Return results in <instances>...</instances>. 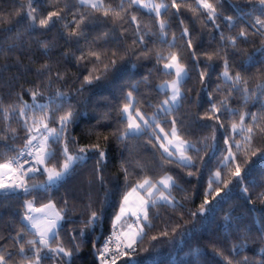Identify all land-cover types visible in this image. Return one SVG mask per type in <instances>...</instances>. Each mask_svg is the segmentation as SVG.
I'll return each instance as SVG.
<instances>
[{
	"label": "trees",
	"instance_id": "16d2710c",
	"mask_svg": "<svg viewBox=\"0 0 264 264\" xmlns=\"http://www.w3.org/2000/svg\"><path fill=\"white\" fill-rule=\"evenodd\" d=\"M166 2L171 4V0ZM209 2L216 4V0ZM104 3L106 7L123 4L128 9V0H104ZM185 4L198 7L195 0H185ZM27 6L28 0H0V14L6 17L0 23V49L4 50L0 52V135L7 136V139H0V163L24 146L28 133L24 128V119L20 117L22 102L17 96L22 95L23 102L31 105L33 101L29 90L35 85L40 86L42 93L36 103L47 105V108L29 109V124L33 118L40 120L47 113L52 118L49 126L59 128L58 117L66 110L67 104L57 92L65 93L69 97L68 103L75 106L78 113L71 128V135L78 143L69 145L70 153L94 143L98 130L101 138L103 135L110 137L109 159L104 165L103 183L97 179L93 155L84 162H76L74 170L58 184L47 185L46 174L41 167L26 181L28 186L44 183V188L29 189L28 192L19 188L6 194L0 191V251L7 256L11 253V262L29 264L28 258L34 256V250L25 243L28 250L20 253L19 244L15 243V239L22 243L34 238L39 241L35 231L23 221L25 203L30 200L33 205L39 206L51 202L58 211L63 209L61 215L65 217L58 229L59 239L52 241L51 247H56L57 243L66 247L79 244L80 250L71 258L70 264H98L93 253L94 239L98 233L102 237L110 229L123 198L143 180L157 182L169 174L176 181L170 195L175 203L156 200L155 205L151 202L147 205L148 219L145 220L144 215L141 219L143 231L135 250L120 255L116 264H227L225 257L235 262L244 256L249 257L251 264L264 260V202L258 198L260 193H264V159L259 158V152L255 157L251 154L252 151H264V132L260 131L264 129V119L258 121L251 149L247 153L243 150L248 147L243 142V135L247 133H233L231 127L233 122L239 124V117L244 113H257L258 117H264V96L257 90L256 97L245 100L236 93L228 98L227 104L228 108L236 110L235 115L224 110L216 114L220 116L219 122L201 119L211 103L219 106V101L227 96L228 88L221 77L225 58L229 60L230 74L242 72L249 79L250 89H256L257 83L264 81L261 75L264 72V35L258 31L259 25L256 24L258 18L264 21V5L260 4V0H219L215 22L208 19L206 10L202 8L193 12L185 6L180 9L179 15H173L176 9L169 8L161 17L169 22L167 34L163 37L160 36L155 14L133 5L125 19L130 21L132 15L137 16L140 32L145 34L146 47L132 43L133 39H138L136 24L114 22L112 17L106 18L102 11L97 12L78 0H33L32 7L36 9L37 16V25L33 28L27 26ZM61 9V18H54V26L47 29L38 26V20L46 17L48 12ZM81 17L84 18L81 26L83 35L70 36L69 33L76 27L75 21ZM185 27L190 37H182ZM242 29L247 32V38L239 35ZM173 34L176 36L175 47L169 48ZM230 37H235V46L230 43ZM189 38L194 49L187 47ZM42 43L48 45L47 51L41 47ZM13 44L15 47L9 50ZM125 48L132 51L123 55ZM90 49L107 53V58L98 65L100 70H103L104 63L113 59L111 53L116 50L120 52L115 57L118 63L105 78L86 85L78 93L83 76L93 64H78L76 58L82 52L87 55ZM193 50L197 53L195 58L191 56ZM217 50L220 57L209 61L206 54ZM181 51V62L188 71L182 81L184 99L172 115L159 113V118L164 126L175 118L180 137L194 145L189 151L195 163L192 169L165 163L161 159L163 149L152 135L151 128L138 137L124 141L111 136L113 131L122 127L117 110L123 106L129 91L137 101V108H142L148 116L166 98L167 91L158 86L171 79L173 72L171 75L164 74L162 64L165 61L158 63L155 53L162 52L168 56L170 52ZM145 52L147 56L142 55ZM121 55L123 59H120ZM91 59L94 61L95 57ZM45 63L52 69V83L48 87L45 85L49 74L37 75V69ZM206 68L209 75L202 82L200 72ZM56 72L64 78L56 79ZM133 85L136 87L133 88ZM218 86L220 90L216 91ZM104 113H108L109 118L98 125L97 121ZM221 123L224 127H220ZM251 123V115L246 116L245 126ZM213 126L216 129L214 140ZM12 129L16 131L15 136L11 135ZM226 138H231L230 145L236 157V161L227 166L223 163L229 148V144H225ZM62 143L63 138L61 144L53 145L56 156L47 163V167L59 168L63 164L64 157L60 155ZM236 143L241 144L240 151H237ZM122 162L130 173L127 180L121 170ZM237 163L242 169L239 179L232 175ZM189 170L195 174L188 176ZM217 172L220 173L219 183L216 182ZM210 180V195L206 197ZM230 180L233 183L225 188ZM206 198L209 201L205 206L208 210L200 213V206ZM92 211L99 214V219L91 228H85L81 221H86ZM193 213L196 215L193 216ZM82 228H85L83 236L80 234ZM17 233L22 235L17 237ZM244 235L249 238L243 251L234 249L233 245L240 244ZM216 249L222 250L223 254L218 255ZM41 255L44 257L42 264H65L68 260L46 248Z\"/></svg>",
	"mask_w": 264,
	"mask_h": 264
},
{
	"label": "snow or ice",
	"instance_id": "6c2138e0",
	"mask_svg": "<svg viewBox=\"0 0 264 264\" xmlns=\"http://www.w3.org/2000/svg\"><path fill=\"white\" fill-rule=\"evenodd\" d=\"M80 4L86 5L91 7L93 10L99 12L102 11L104 17H112L114 22L123 21L124 23H131L136 24V31L135 35L138 39H133V45H144L146 47V40L145 34H141L140 32V22L136 15H132L130 21L125 19L127 15L128 9H130L133 5H138L141 8L148 9L149 11L153 12L156 18L159 21V30L160 36H166L167 34V27L169 26V22L166 19L161 18L162 13H167L169 8L176 9V13L173 15H179L180 9L182 7H189V9L193 12H199V9H204L207 12L208 19L213 20L215 22V18L218 15L217 12V5L219 4V0H216V4L210 3L209 0H195L196 5L198 7H192L191 5H186L185 0H171V4L169 5L166 0H161L160 3H156L155 0H128V9H126L123 4L113 7L109 4L107 7L105 6L104 0H79ZM33 0H28L27 12L26 17L29 21L28 28H33L37 25V16H36V9L32 7ZM260 4L264 5V0H260ZM61 11H50L48 12L46 17L40 18L38 20V26L43 29H47L50 26H54L56 20L61 18ZM20 15V13H17ZM56 18V20H54ZM6 19L5 16L0 14V23H2ZM229 21L232 20L231 17H226ZM11 23V20H8ZM84 23V18L81 17L79 20L75 21L76 27L69 33L72 37H80L83 35L82 24ZM184 21L181 20L180 24L183 25ZM256 24L259 25L258 31H261V34L264 35V21L260 20L259 18L256 20ZM105 36L107 33L104 34ZM183 36L190 37V32L188 28H184L182 32ZM239 35L241 37L247 38V32L245 30H241ZM19 38V34L17 36ZM176 36L173 34V42H169V48L175 47ZM221 39L223 40L224 37L222 36ZM230 43L235 46L236 39L235 37L229 38ZM167 42V41H165ZM15 47V44L9 46V50ZM41 47L47 51L48 45L46 43H42ZM187 47L189 49H194L193 42L191 38L187 41ZM4 51L0 49V52ZM131 49L125 48L123 50V55H127ZM151 51V50H149ZM239 51V49H237ZM65 55H68L66 53ZM113 59L110 60L109 63H104L103 70L98 68L100 63L104 62V59L107 58V53H99L93 50H89L87 55L83 52L79 57H77L78 64H93L92 69L88 70L87 75L83 76V80L80 84V88L77 89V92H82L86 85H92L101 79L105 78L107 73L114 69L118 63L116 56L120 55L119 50L113 51L111 53ZM123 55L120 56V59H123ZM142 55L147 56L148 53H142ZM183 52H170L168 56H164L162 52H156V60L157 62L165 61L168 62L164 63V74L171 75V70H175V78L172 79L170 82L166 81L165 83L159 85L160 89H170L171 96L165 99L161 104L157 105L156 110L152 113L151 116H148L146 112L142 108H137V101L133 96L132 91H129L126 96L124 97L125 102L122 107L117 110L118 119L122 125V127L117 128L115 131L111 133V136L114 137L118 141H124L129 138L138 137L139 135L146 132L148 129H152V135L156 137L157 141L160 142V148L163 149V153L161 154V159L167 164H176L178 167L182 168H195V163L193 157L188 155V152L194 148L190 142L181 139L180 137V129L177 127V120L174 118L171 121V130L170 133L165 132V129L161 127L162 121L159 118V113H164L165 116L172 115L180 102L184 99V93L182 92V81L188 75V71L185 65L181 62ZM209 61H211L214 57H220V51L217 50L212 54H206ZM191 56L195 58L197 53L195 50L191 52ZM95 57L93 61L91 58ZM249 59H251L249 57ZM210 67V66H208ZM45 73H48V80L45 87H48L52 83V69L51 66L47 63L43 64L40 68L37 69V75L43 76ZM96 73V74H94ZM209 75L207 68L204 71L200 72V80L203 82L205 78ZM264 76V72L261 73ZM56 79L60 80L63 79V75L60 72L55 73ZM221 77L223 78L225 84L228 88V93L225 99L219 101V106L217 103H211L210 108L204 113V116L201 119H208L213 120L215 119L217 122L220 121V116L216 115L224 110H227L229 113L235 115L236 110L227 107L228 98L233 96L236 93L241 94L245 100L251 99L257 96V90H259V94L264 96V81L257 83L256 89L249 88V79L246 78L242 72L237 71L235 74H230V65L229 60L227 58L224 59V71L221 73ZM79 79V77H77ZM147 79V77L145 78ZM136 86L133 85V88ZM219 86L217 87L216 91H219ZM21 91H24L23 89ZM30 95L32 97L33 103L31 105L23 102L22 95L17 96V98L22 102L20 106V117L24 119V128L28 133L27 138L25 140L23 148L19 152L20 157H32L31 162L27 159L21 162L20 159L17 157H12L5 161L4 163H0V170H7L9 173H23L24 176H28L29 173H35L43 168V172L47 174L46 184L51 186L60 183L67 177L71 171H73V165L76 162H84L87 159L92 158L95 156L96 159V168L95 171L97 173V179L103 183L104 176L103 170L105 162L109 159L108 154V141L110 137L108 135H103L101 138V133L97 130L95 132L96 141L92 143L90 146L87 147H79L75 152L70 153V144L78 143L76 138L71 135V128L75 124L77 119V110L75 106L68 103L69 97L65 93L57 92V95L64 98V103L67 104L66 110L63 111V114L58 117V124L59 128L50 127L49 124L52 122L51 116L47 113L40 120L32 119L31 124H29V117L27 112L31 108H39L44 110L47 108V105L37 104V98L42 95L40 91V86L35 85L32 89L29 90ZM211 100V96H210ZM60 106H58L57 110H59ZM251 115L252 123L249 126H245V118L246 116ZM109 118L108 113H104L101 117V120L97 121L99 125L103 120H107ZM260 119H264V117H258L257 113H244L241 114L239 117V124L236 122L232 123V132L239 133L243 135L245 132L247 135H243V142L248 147L243 149L246 153L251 149L253 137L255 134V129L258 127V121ZM166 122V121H164ZM220 127H224L221 123ZM159 129V132L156 131ZM11 135L15 136L16 131L14 129L10 130ZM215 127L213 126V136L212 139H215ZM261 132H264V129H260ZM160 133H163V137H161ZM63 138V143L60 149V155L64 157V162L62 165L57 168L53 166L51 168L47 167V163L56 156V151L53 148V145L61 144V139ZM0 139H7L6 135H0ZM207 139V137L205 138ZM230 139H225V144H229L228 148V155L224 158L223 163L227 166L230 163L236 161V157L232 152V148L230 145ZM166 141L167 145L163 142ZM237 151L241 150V144L236 143ZM259 152V158L264 159V151L257 150L252 151V156H257ZM92 154V155H90ZM166 154V155H165ZM31 163L32 166L29 168H25L24 165ZM121 170L124 172L125 180L129 178L130 173L128 172V168L125 167L124 163H121ZM242 169L239 163L236 164L235 172L232 173L234 177L239 179L241 177ZM195 173L191 170L187 172L188 176H193ZM3 175V172L0 171V176ZM217 183L220 182L219 177L220 173H216ZM233 181H228L225 184V188H227ZM159 184L163 186V191L157 187V185L152 184L150 180H144L143 183L138 184L135 188H133V192L137 191L138 189H149L150 195V202L155 205L156 198L155 192H159L160 195L158 197L159 200L165 201L168 203H175L174 200H169V196L171 195L172 188L176 185V181L171 175H165L159 181ZM212 181H209V190L205 192V196L207 197L210 195ZM44 184L41 185H32V187H44ZM18 188H22L25 192L29 191V186L26 180H21L19 183L16 182H9L4 183L3 179H0V191H4L5 194L8 191H15ZM150 189H155V192H152ZM245 192L248 191L247 188L244 189ZM167 192V195L165 194ZM220 196V191H217V197ZM214 197L213 199H216ZM262 202H264V193H260L259 197ZM128 201V196L124 197V203L121 204L120 207V215H117L116 218L113 220V229H115L117 221L121 219L122 215L127 214L130 211L129 208L125 207V204ZM149 201L142 200L140 204V209L143 210L144 219H148L146 205ZM67 204V201H65ZM209 204L208 199L206 198L203 204L200 206V213H204L208 209H206V205ZM26 207L31 210L32 209V202H26ZM45 208L48 209H55V205L51 202L45 205ZM61 211H53L51 215L46 218V223L41 226L37 223V217L26 214L23 219L28 221L31 224L32 229L35 230V235L39 236V241L31 239L27 240L26 242H21L19 239H15V243L19 244V252L25 253L28 249L25 247V243L34 250V256L29 257V264H42V260L44 257L41 255L43 249H48L49 252L53 254H62L63 257L68 258L65 264H70L71 258L74 256L75 253L79 252L80 246L79 244L65 246L63 243H57L56 247H51V242L54 240L59 239V232L58 229L61 228L60 222L65 219L63 215H61ZM132 214L136 216L137 221H139V214L138 210L131 209ZM193 216L196 213L192 214ZM99 219V214L96 211H92L91 215L86 221H81L85 225V228H91L95 222ZM132 225H129L131 228ZM85 228L80 230L81 236H83ZM142 229L136 231L129 235V242L125 245L126 248H132V246L136 243V238L141 235ZM17 237H20L22 233H17ZM115 236V231L113 233ZM128 235V234H125ZM166 235V233H165ZM264 236V234H262ZM249 237L244 235L242 237V242L238 245H233V248H239L243 251L245 247V242ZM75 239V237H73ZM119 240V237H116ZM156 239V237H153ZM112 243V237H109L108 240L105 241V244L102 249H99V260L100 264H109L108 257L111 256V264H116V259L118 258L117 253L119 255H125L126 253L120 248L119 243L116 247V252L113 253L110 249L109 245ZM39 244V246H38ZM93 247L95 248V243H93ZM218 255H222V250L216 249ZM264 251V249H262ZM11 257V253L6 256L3 252H0V264H8V260ZM227 260V264H251V261L248 256H244L242 259L236 260L235 262L233 259L229 257H225ZM258 264H264V260L258 262Z\"/></svg>",
	"mask_w": 264,
	"mask_h": 264
},
{
	"label": "rangeland",
	"instance_id": "374dc122",
	"mask_svg": "<svg viewBox=\"0 0 264 264\" xmlns=\"http://www.w3.org/2000/svg\"><path fill=\"white\" fill-rule=\"evenodd\" d=\"M78 2H79V0H78ZM155 2L156 3H160L161 2V0H155ZM80 3V2H79ZM148 10V9H147ZM166 62H168L167 60H165V62L164 63H166ZM164 63L162 64V67H163V65H164ZM164 69V68H163ZM172 72H173V77L171 78V79H169V80H165V81H163L161 84H163V83H165L166 81H168V82H170L172 79H174L175 78V70L173 69V70H171ZM160 84V85H161ZM163 90H166L167 91V96H166V98L165 99H167L168 97H170L171 96V90L170 89H167V88H165V89H163ZM164 99V100H165ZM163 100V101H164ZM162 101V102H163ZM161 102V103H162ZM161 127H163L164 129H165V132H168V133H170V130H171V123L169 124V125H166V126H164L163 124H161L160 125ZM156 131L157 132H159V129H156ZM160 135H161V137H163V133H160ZM181 139H183V140H185L184 138H182L181 137ZM187 141V140H186ZM159 142H161V141H159ZM166 145H167V142L166 141H163ZM188 155H190L191 156V154L188 152ZM0 171H2L3 172V175L2 176H0V179H3V181H4V183H9V182H16V183H19L22 179L23 180H26L30 175H33V174H35V173H29V175L28 176H24L22 173H9L6 169L5 170H0ZM46 174V173H45ZM165 175H169V174H165ZM164 175V176H165ZM163 176V177H164ZM162 178V177H161ZM160 178V179H161ZM46 179H47V174H46ZM160 179L156 182V185H158L160 188H162V191L164 190L163 189V186L162 185H160L159 184V181H160ZM52 186V185H51ZM19 189V188H18ZM139 190H137V191H135V192H131L129 195H128V201H127V203L125 204V205H128L129 206V208H130V214H131V216L133 217V218H136V216H134L133 214H132V211H131V209H135V210H138V211H140L141 209H140V204H141V201L142 200H145L146 201V199H145V197H143L139 192H138ZM155 190L154 189H152V192H154ZM165 194L167 195V192H165ZM159 195H160V193H159ZM159 195H158V197H159ZM158 197H157V199L156 200H159L158 199ZM169 200L171 201V200H173L170 196H169ZM28 201H30V200H27L26 202H28ZM26 204V203H25ZM32 206H33V204H32ZM54 211H56V210H54ZM24 213H26V214H28V209L26 208V206H25V210H24ZM24 215V214H23ZM32 216H35V217H37L38 219L37 220H39V219H41V218H43V217H45V215L44 214H38V215H34L33 213L31 214ZM141 215V214H140ZM139 215V216H140ZM24 217V216H23ZM132 218V219H133ZM131 219V220H132ZM142 219V218H141ZM131 220H130V222H131ZM45 223H46V221H45ZM44 224H42L41 226H43ZM129 227V226H128ZM137 228V227H136ZM136 228H133V229H136ZM138 230H140V229H142L143 230V225L141 224V221H140V223H139V225H138V228H137ZM129 230H131V229H128L127 228V232H126V234H128L129 235ZM120 231H122V230H120ZM124 231V230H123ZM132 231V230H131ZM128 235H125V238L127 239V237H128ZM38 238H39V236H38ZM128 241V240H127ZM129 242V241H128ZM137 242V241H136Z\"/></svg>",
	"mask_w": 264,
	"mask_h": 264
},
{
	"label": "crops",
	"instance_id": "0c3cea01",
	"mask_svg": "<svg viewBox=\"0 0 264 264\" xmlns=\"http://www.w3.org/2000/svg\"><path fill=\"white\" fill-rule=\"evenodd\" d=\"M4 163V162H3ZM163 177V176H162ZM148 180V179H147ZM144 181V180H143ZM143 181L142 182H140V183H143ZM139 183V184H140ZM152 184H155L156 185V182H152ZM157 187H159L158 185H157ZM160 188V187H159ZM161 190H162V188H160ZM139 191V193L143 196V197H145V199H146V201H149V203H150V195H149V189H138ZM151 191H152V189H150ZM155 190V189H154ZM131 192H133V190H131L126 196H128ZM155 192V191H154ZM158 195H159V192H155V198L157 199V197H158ZM50 202H47V203H45V204H42V205H39V206H36V205H33L32 206V209L31 210H29L27 207V209H28V214L29 215H31L32 213L34 214V215H38V214H44L45 215V217H43V218H41V219H39V220H37V223L38 224H40V225H42V224H45V221H46V218L49 216V215H51V213L54 211V210H56V211H58L56 208L55 209H48V208H45V205H47V204H49ZM122 203H124V198H123V200H122ZM121 203V204H122ZM149 203H147V205L149 204ZM147 205H146V207H147ZM25 206H26V204H25ZM121 207V206H120ZM125 207H127V208H129V206L128 205H125ZM130 209V208H129ZM138 214L140 215V214H142L143 215V210H140V211H138ZM26 215V213H24V215L23 216H25ZM117 215H120V209H119V211H118V213L116 214V216ZM116 216L114 217V219L116 218ZM133 217L131 216V214H130V211H128L127 212V214H125V215H122L121 216V219L119 220V221H117V223H116V227H117V229L118 230H124V231H127V228H128V226H129V224H130V220L132 219ZM113 219V220H114ZM24 220V219H23ZM24 223L28 226V227H30V229H32V227H31V224L28 222V221H26V220H24ZM138 228V227H137ZM131 229V230H129V235L130 234H132V233H135L136 231H138V229ZM33 231H35L34 229H32ZM129 235H128V237H127V240L129 241ZM140 236H138L137 238H136V241L138 240V238H139Z\"/></svg>",
	"mask_w": 264,
	"mask_h": 264
},
{
	"label": "built area",
	"instance_id": "2783aa9c",
	"mask_svg": "<svg viewBox=\"0 0 264 264\" xmlns=\"http://www.w3.org/2000/svg\"><path fill=\"white\" fill-rule=\"evenodd\" d=\"M19 152L18 151L17 153L13 154L12 156H10L8 159L12 158V157H17L18 159L21 160V162L23 163V161L25 159L29 160L31 162L32 160V157H20L19 156ZM7 159V160H8ZM5 160V161H7ZM4 161V162H5ZM32 164L31 163H28V164H25L24 167L25 168H29L31 167ZM23 174V173H22ZM141 218H142V215L139 216V221H137V218H133L130 222L129 225H132L131 228L128 227V229H133V228H136L138 227L140 221H141ZM115 231V236L113 235ZM127 231H120L117 229V227L115 226V229H113V224L111 225L110 229L101 237L100 241H99V247H98V250L99 249H102L104 244H105V241L109 239V237H112V243L109 245L110 249L112 250L113 253L116 252V247H117V244L119 243L120 245V248L125 252H131L133 250H135L136 248V243L132 246V248H126L125 245L128 243L127 239L125 238V234H126ZM116 237H119V240L116 239ZM2 252V251H0ZM99 252V251H98ZM4 254L6 255V253L4 252ZM7 256V255H6ZM117 256L119 257L120 255L117 253ZM108 260H109V264H111V256L108 257ZM8 264H16L14 263L13 261L11 262L10 260H8Z\"/></svg>",
	"mask_w": 264,
	"mask_h": 264
},
{
	"label": "water",
	"instance_id": "95a60500",
	"mask_svg": "<svg viewBox=\"0 0 264 264\" xmlns=\"http://www.w3.org/2000/svg\"><path fill=\"white\" fill-rule=\"evenodd\" d=\"M41 184H44V183H36V184H32V185H41ZM32 185H29V189H39V188H44V187H32ZM45 185V184H44ZM100 238H101V234L98 233L94 239V242L95 243V248L93 247V253H94V257L96 258L98 264H100V260H99V253H98V248H97V245L100 241Z\"/></svg>",
	"mask_w": 264,
	"mask_h": 264
},
{
	"label": "bare ground",
	"instance_id": "6f19581e",
	"mask_svg": "<svg viewBox=\"0 0 264 264\" xmlns=\"http://www.w3.org/2000/svg\"><path fill=\"white\" fill-rule=\"evenodd\" d=\"M99 245V244H98Z\"/></svg>",
	"mask_w": 264,
	"mask_h": 264
}]
</instances>
